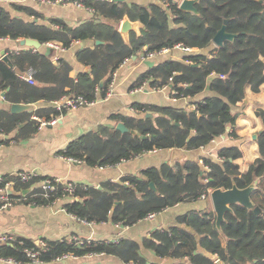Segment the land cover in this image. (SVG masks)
Listing matches in <instances>:
<instances>
[{
    "label": "trees",
    "instance_id": "16d2710c",
    "mask_svg": "<svg viewBox=\"0 0 264 264\" xmlns=\"http://www.w3.org/2000/svg\"><path fill=\"white\" fill-rule=\"evenodd\" d=\"M163 1L167 8L160 3L142 6L127 1L86 0L94 10V18L74 28L58 19L51 20L50 25L36 22L39 14L27 6L14 4L13 8L34 19L13 16L0 7V38L58 43L65 49L76 41L84 42L75 56L89 69L72 78L73 67L66 59L59 56L55 63L44 51L29 47L9 54L15 69L0 59V93L6 92L5 99L11 104H44L18 114L1 112L0 133L17 132L20 139L31 137L40 129L41 120L57 119L67 112L56 106L64 97L104 99L112 73L125 61L141 53L181 47L199 52L186 55L183 61L167 60L150 67L132 88L145 82L156 89L168 86L170 92H178L176 97H190L187 107L133 104L137 112L145 114L117 115L115 119L148 138L101 125L71 142L63 156L91 166H112L151 151H198L227 134L238 139L236 122L240 114L234 109L243 102L249 88L259 93L264 84V0H197L196 13L181 10L176 0ZM125 16L143 25L140 35L130 32V43L119 32ZM225 20L226 31L234 38L213 48V39ZM29 68L35 71L34 84L24 77ZM207 91L211 95L201 98ZM191 104L197 106V111L188 108ZM256 115L264 127V110L258 109ZM23 123L25 126L19 128ZM257 143L260 157L246 172L236 162L244 153L233 144L219 147L215 157L186 158L124 176L117 182L105 181L102 190L75 183L68 194L62 182L54 181L53 190H44L33 187L36 179L25 184L19 182V177L9 179L18 182L20 191L28 189L29 204L47 206L68 198L63 207L79 220L124 226L135 225L179 203L209 198L215 190L254 186L250 198L260 213L240 203L232 204L218 226L215 211L190 210L178 218L177 226L156 230L143 240L146 249L163 261L176 260L174 263H149L141 254L140 243L129 238L115 243L87 239L77 242L72 238L45 241L44 246L17 238L13 245L2 246L0 255L21 264L32 262L27 249L37 251L41 262L104 253L125 264H264V132Z\"/></svg>",
    "mask_w": 264,
    "mask_h": 264
},
{
    "label": "crops",
    "instance_id": "0c3cea01",
    "mask_svg": "<svg viewBox=\"0 0 264 264\" xmlns=\"http://www.w3.org/2000/svg\"><path fill=\"white\" fill-rule=\"evenodd\" d=\"M82 1L85 2L83 7H78L73 4L52 6L41 2V0H0V7L10 11L13 16L34 19L33 15L28 17L24 11H18L13 8L14 4L27 6L33 8L39 14L34 19L36 22H44L50 25L51 20L58 19L71 28H74L94 18L93 8L87 6L86 0ZM126 1L129 4L142 6H148L153 3L164 4L166 8L168 6L163 0ZM176 1L178 2V0ZM120 25L121 22L119 29ZM142 28L143 26L140 28V34ZM19 43L20 41L9 38L0 41V59L4 54L9 56L12 51L28 48L21 46ZM41 44L43 46L41 49L29 48L42 50L46 53L48 46L43 44V42ZM83 46H85L84 42L74 45L65 51L55 50L53 48L55 50V54L52 56L54 62L57 63V58L60 56L72 65L73 69L70 72L72 78H77L81 72L89 71L75 56L76 51ZM212 47L219 48L220 46L213 42ZM197 52H199L197 49L189 50L177 47L170 52L157 54L148 61H154L155 65L167 60L183 61L186 55ZM149 68L145 63H141L138 58H131L118 68L116 89L114 94L108 99H100L93 106H82L76 110L67 111L65 114L59 116L54 124L41 127L31 137L20 139L16 137L17 132L10 135L0 133V174L9 180L12 177H19V174L23 171H35L40 173L41 176L58 179L61 182H73L93 186L98 189L101 186L102 190V183L105 181L117 182L124 176L139 175L140 172L148 168L160 167L164 163L175 162L171 160L170 150L151 151L130 160H123L112 166H91L84 162H72L63 156V152L68 148L69 144L82 135L97 130L101 125L116 127L122 121H117L115 116L122 115L129 117L145 114L137 112L133 104L174 106L176 108H185L189 105L190 99L173 100L168 91L155 90L149 87L148 84L142 88H132L138 77L146 73ZM1 94L0 113H12V104L5 97L1 96ZM205 95H211V93L207 91L200 97L202 98ZM246 95L250 100L249 103H239L234 109V112L240 114L236 122V132L239 138L234 139L227 134L198 151L185 152L182 150L185 154L183 159L196 158L202 155L215 157L219 147L236 144L240 146L244 153V156L236 162L240 165L242 172H246L249 169L250 165L260 157L258 143L257 140H254L253 136L264 128L261 119L256 115L258 109L264 110V84L259 93H253L249 88ZM33 105L35 109L44 104L41 102ZM188 108L191 109L190 106ZM23 124L19 128L24 127L26 123ZM38 184L39 182L37 181L33 187ZM18 190L16 187L13 191L17 192ZM11 195L14 196L15 194ZM76 200H79V198H76ZM67 201H70V199L61 198L56 203L47 206H37L27 202L15 201L9 208L0 209V232L11 233L15 236L16 240L17 238L32 240L36 245L45 241L72 238L87 239L89 241H108L116 238H129L137 240L140 243L141 254L149 263H174L176 260L163 261L154 252L146 249L143 245V240L151 237V234L156 230L177 226L178 218L187 211L202 210L205 208L215 211L210 194L209 198L202 197L198 201L183 202L174 207L167 208L161 213L156 214L154 219L146 218L135 225L122 227L113 222L89 223L79 220L64 209L63 205ZM11 244L13 245V243ZM0 264L8 263L0 260ZM29 264L125 263L114 256L102 253L84 257L58 259L51 262H31Z\"/></svg>",
    "mask_w": 264,
    "mask_h": 264
},
{
    "label": "built area",
    "instance_id": "2783aa9c",
    "mask_svg": "<svg viewBox=\"0 0 264 264\" xmlns=\"http://www.w3.org/2000/svg\"><path fill=\"white\" fill-rule=\"evenodd\" d=\"M41 2L46 3V4H50L52 6L73 4V5L78 6V7H83L85 5V2L82 0H41ZM5 39H7V38H0V41H3ZM81 43H82L81 41H76L75 43H73L72 46L77 45V44H81ZM43 44H45L48 47L54 48L55 50H60V51L66 50L65 48H63L58 43H43ZM170 51H171V49L165 48V49L161 50L160 52H156V53H141L138 56H136L135 58H138V60L141 63H145L146 61L150 60L151 58H153L157 54H160L163 52H170ZM34 74H35V71L32 68L27 69V71L24 74L25 79L30 84L35 83ZM117 79H118V69L115 70L111 75V79H110L109 86L107 89V94H106V97L104 99H108L109 97H111L114 94L115 89H116V85H117ZM170 80H172V78ZM147 84H148V82H145L140 88L146 86ZM154 89L158 90V91L166 90V91H168L169 94L170 93L174 94V95L170 94V96L173 100H179V99H187L188 100V99H190V97H187L184 95H182L180 97H176L175 95L178 94V92L177 91L170 92V89L168 86H165V87L159 88V89H156V88H154ZM97 101L98 100L87 101L81 96H79L77 98H73V97L70 98L67 96V97H64L62 99V101L58 102L56 105H57L58 109H64L66 111H73V110H76L82 106H93L97 103ZM190 108L192 110L197 111V106L194 104H191ZM57 119H52L50 121L46 120V119L41 120L40 128L43 126H46V125L54 124L57 121ZM68 160H70L72 162H77V163L83 162L81 160H76L73 158H68ZM35 179L38 180V182H39V184L37 186H41L44 190H48V189L53 190L54 189V186H53L54 181L61 182V180H58V179L53 180L52 178L41 176L40 173L35 172V171H23L19 174V182H21L23 184L30 183L32 180H35ZM17 183H18L17 181L8 180L3 175L0 174V209L9 208L10 206H12L14 204L15 201L26 202V194L27 193H25L24 191L18 190L17 194H15L14 196L9 193L10 189H12V190L16 189ZM62 183L66 185V188L64 189L65 192L68 194H71L74 190L75 183H73V182H62ZM203 197H205V196H203ZM155 216H156V214H154V213L150 214L147 217V219H154ZM117 225L122 226V227H127V226H124L120 223H118ZM119 239L120 238H116L114 240H108L106 242L115 243V242H118ZM74 240L77 242L81 241L80 238H74ZM15 241H16V238L13 234L7 233V232H0V248L4 245L14 243ZM44 245H45V243L41 242L38 246H44ZM27 253H28V256L32 259V262H35V263L41 262L38 258V252L37 251H34L33 249H27ZM67 258H70V257L65 256L62 259H67ZM0 260L6 262L8 264H21V263L15 262L12 259L2 258L1 255H0Z\"/></svg>",
    "mask_w": 264,
    "mask_h": 264
},
{
    "label": "water",
    "instance_id": "95a60500",
    "mask_svg": "<svg viewBox=\"0 0 264 264\" xmlns=\"http://www.w3.org/2000/svg\"><path fill=\"white\" fill-rule=\"evenodd\" d=\"M113 2H120V1H126V0H112ZM260 2H263L262 0H259ZM180 2L179 8L184 11H191V12H197L195 8V4L197 0H178ZM226 24L227 20H225L223 27L219 30V32L216 34V36L213 39V42H215L218 46H223L224 42L226 40H232L234 38V35L231 33H228L226 31ZM142 23L140 21H131L128 16H125L124 19L121 22L119 32L121 33L123 39L126 43H130L129 33L131 31H134L138 34H140V28L142 27ZM98 44L102 43L101 41H97ZM21 46L26 47H33L35 49H41L43 46L40 41L34 40V39H24L21 40L19 43ZM4 54V53H3ZM55 54V50L51 47H47L46 49V55L49 57H52ZM134 59H136L134 57ZM1 60L5 62L10 68L14 69V63L12 59L8 55H3ZM264 61V59H263ZM56 63V62H55ZM146 65L149 67H153L155 65L154 61H146ZM103 84V82H102ZM101 84V85H102ZM1 96L5 97V92L1 94ZM71 98V97H70ZM249 98L246 95L243 103L248 104ZM34 109L33 104H12L11 106V112L18 114L25 111H29ZM147 116L152 117L153 115L148 113ZM24 125V124H23ZM22 125V126H23ZM21 126V127H22ZM118 130H120L123 133L130 132L133 135L140 136L142 139L148 138V136H141L137 131L129 129L123 122H119L116 126ZM264 132V128L260 130L257 134H254L253 138L254 140L258 139V136ZM171 153V160H182L185 157V154L180 149H172L170 150ZM258 181H255L254 185H256ZM151 187L156 190V187L154 183H151ZM102 188L101 186L99 187ZM254 189V186H250L246 189H238L237 187H234L233 189L229 190H215L211 193V199L213 200L215 212L217 215V225L219 226L220 223L224 219V215L227 211L231 210V205L240 203L248 208H254V204L250 198V194L252 190ZM25 193H28V189L24 190ZM10 194H17V192L13 191L12 189L9 190ZM255 212L260 213V208L255 207ZM220 263V261H218Z\"/></svg>",
    "mask_w": 264,
    "mask_h": 264
}]
</instances>
